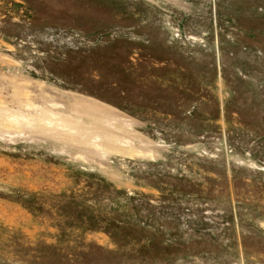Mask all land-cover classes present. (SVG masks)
I'll return each mask as SVG.
<instances>
[{
    "label": "rangeland",
    "instance_id": "1",
    "mask_svg": "<svg viewBox=\"0 0 264 264\" xmlns=\"http://www.w3.org/2000/svg\"><path fill=\"white\" fill-rule=\"evenodd\" d=\"M0 264H264V0H0Z\"/></svg>",
    "mask_w": 264,
    "mask_h": 264
}]
</instances>
